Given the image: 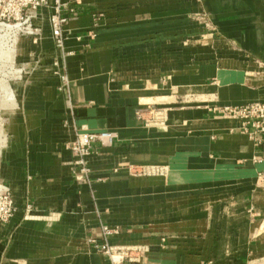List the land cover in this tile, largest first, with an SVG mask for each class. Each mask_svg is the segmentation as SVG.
I'll return each instance as SVG.
<instances>
[{
	"label": "crops",
	"instance_id": "crops-1",
	"mask_svg": "<svg viewBox=\"0 0 264 264\" xmlns=\"http://www.w3.org/2000/svg\"><path fill=\"white\" fill-rule=\"evenodd\" d=\"M76 9L64 56L45 23L49 65L10 110L0 186L16 213L0 226V264H111L91 242L104 225L118 229L112 245L131 248L124 264H264V147L214 110L264 102V0ZM61 56L67 93L49 71ZM149 105L169 109L165 125L138 118ZM81 127L116 134L87 158L90 183L71 150Z\"/></svg>",
	"mask_w": 264,
	"mask_h": 264
},
{
	"label": "built area",
	"instance_id": "built-area-1",
	"mask_svg": "<svg viewBox=\"0 0 264 264\" xmlns=\"http://www.w3.org/2000/svg\"><path fill=\"white\" fill-rule=\"evenodd\" d=\"M79 0H34L32 1L35 13L42 7L49 13L51 21V37L55 47L64 56L66 41L68 39L66 26L72 18L77 15L76 5ZM38 14H34L37 16ZM35 30H40L36 28ZM55 74L59 76V90L67 93L70 87V77L62 66V56L54 61ZM220 115L235 120L238 124L237 130L248 135L256 147H264V102H250L239 106H224L214 109ZM169 109L158 105H149L137 111V116L147 127H159L165 125L168 118ZM116 134L112 131L91 132L85 127H81L76 132L75 141L71 144V150L75 155V163L78 166L76 173L79 181L91 182L92 170L88 165L87 158L95 153L100 146H110L113 144ZM130 170L136 175L154 174L160 172L155 166H134L130 165ZM264 182V173L259 174ZM99 180V179H98ZM15 200L10 187L5 186L0 190V221H8L15 212ZM26 210L30 211L31 206L27 205ZM118 233L117 228L107 225L102 227L100 239H91L94 248L107 254L111 264H124L129 258L128 250L131 248L117 247L109 242V237ZM130 259V258H129Z\"/></svg>",
	"mask_w": 264,
	"mask_h": 264
},
{
	"label": "rangeland",
	"instance_id": "rangeland-1",
	"mask_svg": "<svg viewBox=\"0 0 264 264\" xmlns=\"http://www.w3.org/2000/svg\"><path fill=\"white\" fill-rule=\"evenodd\" d=\"M32 1L0 0V154L9 142L7 123L10 110L18 101L16 93L24 89L35 72L49 65L45 62L43 43L48 34L44 25L47 23L51 30V21L43 20L44 7L35 13ZM50 38L53 41L51 33ZM53 66L54 61L49 71H55ZM4 187L0 186V190ZM15 213L16 210L8 221L1 220L0 226L8 223Z\"/></svg>",
	"mask_w": 264,
	"mask_h": 264
}]
</instances>
